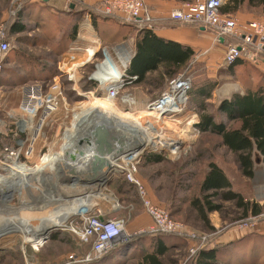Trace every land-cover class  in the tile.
I'll return each instance as SVG.
<instances>
[{
  "label": "rangeland",
  "instance_id": "rangeland-1",
  "mask_svg": "<svg viewBox=\"0 0 264 264\" xmlns=\"http://www.w3.org/2000/svg\"><path fill=\"white\" fill-rule=\"evenodd\" d=\"M46 12H48L47 9L37 5L33 7L28 0H0V31H3L4 38L10 45L0 71V118L4 120H10L6 112L13 104L21 101L24 94V82L28 85H37L40 92L46 91L52 80L42 83L40 80L35 79L38 78L37 73L41 71L40 68L46 69L43 70L45 72L56 70L58 62L65 60L64 57L68 58L67 49L64 48L67 40L66 30L77 18L75 16L67 17L66 14L52 15ZM56 13L63 12L56 10ZM237 16L240 18H259L264 16V9L246 7ZM17 21L25 24L26 30L19 34H11L10 25ZM60 35L63 36L62 40H60ZM105 40L104 38L101 42L104 46H106L104 44ZM126 47L127 44L122 46L121 49ZM107 50L114 56L108 47ZM63 53L64 55H62ZM79 56L80 52L74 56L75 61L73 63L83 60ZM73 63H71V66L74 65ZM251 65L235 66L232 70L229 69L230 65H222L215 71L197 67L193 64L185 65L181 72H185L191 77V91L188 93L186 111L175 119L165 118V121L171 127H174L176 131L179 130L180 138L184 139V144L179 145L184 146L182 152L178 158H171L164 150L146 148L141 155L137 178L144 186L151 201L163 206L171 217L180 221L188 230L193 232L210 235L215 230L207 228L196 211L187 202L188 199L199 194V184L209 161H215L223 168L229 180H231L233 189L239 191L244 198L257 202L264 194V169L262 166L257 165L258 162L255 160L254 176L252 178L243 176L237 167L233 153L221 145L217 136L195 130L194 124L197 120L193 121L194 116L197 119L199 107L196 104L200 102V99L192 97L193 88L209 84L213 86L211 99L207 100L206 106V110L212 112L221 97L230 96L232 92L243 93L248 88L255 89V84L259 80V73ZM90 69L91 66H87L85 72ZM27 72L32 75L23 81L19 75ZM159 75L161 74H158V72L152 73L150 84L123 86L119 92V97L115 99L107 98L105 92L98 90L93 95L82 97L83 101L80 102L75 101L74 91L71 89L72 84H69L65 77L58 76L57 80L60 81L64 95L67 97L66 102L59 103L58 109L51 113L44 122L42 129L35 132V134L38 133L36 136L32 133L26 135L27 141L24 147H27L34 138L33 148L35 151L27 158L21 156L19 161L32 168L40 164L42 157L61 152L67 133L76 129L72 125L73 119L81 113L84 104L88 101H101L114 114L120 115L122 132L126 134L135 133L137 136L142 135L139 127L142 126L143 121L153 120L156 117L149 114L146 106L150 102L149 100H154L164 89L157 90L153 88L157 85L155 83ZM166 83L165 80L163 87ZM122 94H125L128 99H134L135 97L138 100L144 97L149 102L141 104L143 107L140 111L133 113L131 107L135 106L136 103H128V100L122 101ZM56 131L58 133H55ZM105 131L107 140L113 146L120 144L122 147L121 141H125V144H127L124 148L139 145L137 143L132 144L130 138H127V140L124 138L123 140L114 131ZM82 132L77 131L76 135H80ZM165 132L173 138L178 137V133L170 129L165 128ZM87 133L90 139L92 137L91 133L89 131ZM81 139L89 141L87 137ZM92 139L95 138L92 137ZM44 141H47L48 149L42 148ZM68 149L73 150L71 147ZM73 151L70 153H73ZM149 153L161 155L162 160L156 163H147L146 155ZM64 159L67 158L60 159L56 167L52 169L46 167L42 173L33 174L28 182L21 183L19 181L14 185V188L11 187L10 197L0 198V264H62L68 262L72 257L82 254L85 247L78 244L74 239L75 237L65 230L58 229L62 232L60 241H45L39 246L38 250L34 251L31 245L32 242L24 240L23 234L18 229L22 227L28 230L30 239L34 240L33 237L36 234L34 231H38L42 225L51 222L52 218L63 217L64 215L71 217L79 208H84L81 207L80 200L87 197L92 205H97L101 210L108 211L109 216L124 218L128 231L134 232L146 226L139 224V217L145 211L140 204L135 189L128 182H125L120 174H112L110 181L107 183V181L105 182L107 179L103 178V172L99 173L97 170L95 174H89L88 176L76 170L75 175L78 179L69 180L70 177L65 176L64 171L69 172L75 167L70 164L71 159L66 161ZM105 168H102L103 171ZM85 180H89V182ZM115 203L118 204V208L113 210L112 207ZM221 204L222 207L220 211H217V217L222 220L220 225L222 227L240 224L239 222L248 217L242 218L241 210L233 202L225 201ZM209 218L211 219L212 216H209ZM5 220H8V222ZM4 222L13 225L9 227ZM15 226L18 227L17 230ZM37 227L39 228L37 229ZM136 235H142V233ZM152 238L149 235L143 236L137 239L136 242L139 243L136 244L143 250H150L153 243ZM168 239L170 248L162 261L165 264H190L188 248L193 242L175 237H168ZM124 252L126 254L112 253L107 255L105 257L106 263L104 261L102 264H112L120 260H125V264H137L140 255L143 253L142 249L138 250L136 248ZM259 264H264V255L260 257Z\"/></svg>",
  "mask_w": 264,
  "mask_h": 264
},
{
  "label": "built area",
  "instance_id": "built-area-1",
  "mask_svg": "<svg viewBox=\"0 0 264 264\" xmlns=\"http://www.w3.org/2000/svg\"><path fill=\"white\" fill-rule=\"evenodd\" d=\"M67 3L75 2L83 4L87 11L84 14V23L87 29H93L89 20L91 12L104 16H113L121 22L133 25L135 28L153 29L156 19L151 14L146 0H64ZM226 0H191L184 2L180 7L172 9L167 18L176 23L198 25L210 29L216 41H223L225 50L223 54V65H231L238 58H243L251 64L264 69V16L259 18L242 19L232 13H224L221 8ZM73 5V6H74ZM67 7V4L65 6ZM95 50L86 60L77 66L89 63L90 71L86 74L85 80L92 84L91 89L83 90L74 88L76 94L85 96L93 95L95 92L102 91L113 99L119 97V92L123 87L125 72L132 55V49L126 47L119 48L112 56L107 47L102 45L99 39H94ZM10 45L5 40L3 31H0V71L2 70L3 60ZM86 51V49H85ZM75 55L71 56L68 64H71ZM119 65H118V64ZM68 66V65H67ZM66 66V67H67ZM113 66L118 72V77L107 80L105 73ZM67 72V70H65ZM37 85H26L24 94L18 106L7 111L10 120L0 118V136L11 133L14 144L5 143L0 146V194H11L10 183L16 179V165L27 166L19 161L20 157L27 158L33 153V141L25 146L27 134H35L42 129L44 120L58 109L62 101H66L60 81L56 78L48 84L44 92L37 89ZM191 89V77L185 72H180L175 77L169 79L159 96L151 100L146 109H151L159 116L166 119H175L178 115L186 111L188 92ZM121 100L133 104L132 98L121 95ZM12 118V119H11ZM142 126L151 127L152 132L145 135L148 138L146 145L132 146L131 148L121 147L120 144L110 145V151L101 156L106 159L110 166V173L104 174L108 178L109 174H120L123 179L134 184L137 189L143 210L150 218V223L137 231H128L126 220L118 216H109L108 211L96 208H80L71 217L63 220L58 229L65 230L74 236L80 245H88V250L81 257H73L76 262H90L103 257L108 252L118 248L121 244L127 243L133 235L142 234H176L182 235L187 240L192 241L189 246V260L192 261L200 249L206 248L211 243L216 234L223 227L215 229L210 235L188 230L180 221L171 217L165 208L151 201L144 186L137 178L138 164L141 160L143 150L154 148L164 150L171 158H178L182 152V146L176 141H183V138L168 136L165 128L157 122V119L143 121ZM38 134V133H36ZM35 134V136H36ZM25 136V137H23ZM90 145L93 139H89ZM120 143V142H119ZM184 144V143H183ZM89 146V145H88ZM75 152V150L73 151ZM97 154V152H93ZM17 182V181H16ZM15 182V183H16ZM14 183V185H15ZM11 186V187H14ZM118 208L115 203L113 210ZM264 215L248 216L244 221L237 224L246 226L252 224ZM1 235V234H0ZM32 242L34 251L38 250L42 244ZM189 262V261H188ZM189 264V263H188Z\"/></svg>",
  "mask_w": 264,
  "mask_h": 264
},
{
  "label": "trees",
  "instance_id": "trees-1",
  "mask_svg": "<svg viewBox=\"0 0 264 264\" xmlns=\"http://www.w3.org/2000/svg\"><path fill=\"white\" fill-rule=\"evenodd\" d=\"M246 7L264 9V0H226L221 11L237 14ZM86 11L87 8L78 2H75L74 7L68 11L77 20L66 30L67 40L64 48L68 49L69 44L74 40L78 22L81 21L83 13ZM91 19L94 24L97 20H110L120 25L132 26L136 30L134 51L126 68L123 86L144 82L148 73L154 71L161 74L157 77L155 84L157 86L164 84L165 80L168 81L179 74L194 54L191 48L160 37L152 29H138L131 24L121 22L116 17L99 15L93 12H91ZM25 30L26 25L20 21L13 22L10 25L11 34H19ZM62 39L63 36H61L60 40ZM92 51V49L80 51L79 57L83 58V60L72 63L79 64L83 62ZM5 57L4 59H6ZM73 60L75 61V59ZM244 64L251 63L243 58H238L229 66V69L232 70L235 66H243ZM251 66L255 67L259 73V80L255 84V89L248 88L243 93H232L229 98H223L217 102L215 110L212 112L206 110L207 100L211 99L212 96L213 86L211 84L196 86L191 94L192 97H196L195 99H200V102L196 104L199 107L197 112L198 121L194 124V129L200 133L205 132L217 136L221 145L233 153L240 173L248 178L254 176L256 159L260 158L261 166L264 169V71L253 64ZM43 70L46 69L42 68V83L56 75V70L46 72ZM19 77L24 81L28 75H19ZM147 81L148 83L151 82V80ZM92 87L93 85L88 83H83L81 86L83 90H88ZM76 98L82 99L81 97ZM5 143L14 144V138L11 133L0 136V146ZM146 160L147 163H156L162 160V156L149 153L146 155ZM124 181L128 182L125 179ZM128 184L133 186L139 199L136 186L130 182ZM225 201L233 202L241 210L242 218L249 215H264V198L262 204L244 198L239 191L233 189L223 168L215 161H209L199 184V194L188 199V205L196 211L198 217L207 228L211 229L212 227L208 224V214L213 211H220L221 203ZM140 204L142 206L141 201ZM61 235L62 232L60 230L55 231L48 242L60 241ZM148 235L153 237V243L150 246V250H143V248H139L138 244H136L139 242L136 241ZM168 237L188 241L185 236L176 234L133 235L127 243L121 244L118 248L97 260L76 262L71 258L68 262L62 264H102L104 261L106 263L105 257L107 255L112 253L123 255L126 254L124 251L128 252L134 248L142 249L143 251L137 264H165L162 259L170 248ZM83 246H86L87 249L85 250H88V245ZM85 250L77 257H81ZM262 255H264V234L249 232L236 240L200 249L190 264H259V259ZM119 263L125 264V260L112 264Z\"/></svg>",
  "mask_w": 264,
  "mask_h": 264
},
{
  "label": "crops",
  "instance_id": "crops-1",
  "mask_svg": "<svg viewBox=\"0 0 264 264\" xmlns=\"http://www.w3.org/2000/svg\"><path fill=\"white\" fill-rule=\"evenodd\" d=\"M28 1H29V4H32L33 7L37 5L41 8L47 9L48 11L46 12L47 14H52V15L66 14L65 16L67 17H71L68 11L74 7V6L71 7L70 6L71 3H67L64 0H48V1L28 0ZM184 2L186 1H183V0H146L147 6L150 9L151 14L156 19L155 25L152 30L156 35L160 37L175 41L181 44L182 46H187L193 50L194 54L190 58V60L186 63V65L193 64L194 66H197V67L215 71L223 65V54L225 50V45L223 41L221 40L219 42L216 41L214 39L213 32L206 27L198 26V25L180 24L172 20H169L167 18L169 12L172 9L180 7ZM66 4L68 8L65 7ZM56 10H59L63 13H56ZM84 14L85 13H83L81 21L78 22V27L76 30L75 38L73 41H71L66 51V53L68 54V58L64 57L65 60H63L62 62L60 61L58 62V65L56 67V75L53 76L51 79H48V81H46V82H50L54 78L58 79V76L60 77L63 76L66 78L69 84H72L71 85L72 91H74L73 87L81 88L80 85H82L83 83H88L85 80V76L90 70L88 72H85V69L87 66H90V64L85 63L83 66H77V65L71 66V64H68L69 59L74 54L76 56V54L82 50H85V49L95 50L96 45H94L93 43L94 39L98 38L101 43L105 38L106 40L104 41V44L109 48L110 52L112 53H115L116 50H119V48H121L122 46L126 44H127V47H130L132 49V54L134 51V41H135V36H136V30L132 26L120 25L117 22L110 21V20L109 21L97 20L96 23L94 24L91 21L92 19L90 18L89 22L93 29L88 30L87 25L84 23V19H85ZM242 19H248V18H242ZM60 34L62 35V33ZM62 55H64V53ZM259 69L264 71V69L260 67ZM40 70L41 71L37 73L38 78H35V79H38V81L40 80L41 82H43L42 78H40L42 77V68H40ZM65 70H67V72H65ZM152 73H157V71L148 73L146 77V81L140 82V83H134V84H131L130 86L140 85L143 83L147 84L148 83L147 80H150V75ZM26 74L28 75V77L32 75L30 72H27ZM26 74H23V75H26ZM26 85L28 84L23 83V87ZM153 88L160 90V89H163L164 87H163V84H159L158 86L156 85ZM159 94L157 95V97L159 96ZM73 96L75 97V101H79V102L83 101V99L79 100L76 97H81V98L86 97L85 95H82V94L80 95L76 94L75 91H74ZM223 98H229V96H223L217 102H219ZM133 101L134 103H136V105L131 107V111L135 113V112H139L141 107H143V105L141 104H147L151 100L147 101V99L144 97L143 99L136 100V98L134 97ZM20 102L21 101H19L16 104H13V106H11L10 108L15 109ZM49 116L44 120V122L49 118ZM193 119H194L193 121L195 120L198 121V116H197V119H196V116H194ZM44 122L42 123V126L44 125ZM55 133H58V131H56ZM46 144H47V141H44L42 143V148H47L48 145ZM96 149H97L96 145L93 142L92 146L89 145L83 149L84 155L81 156L79 154H76V152L75 153L73 152L75 154V159L70 160L71 161L70 164L73 165L75 169L70 170L69 172L65 170L64 175L71 177L73 174V176H76L75 175L76 170L83 172L88 176L89 174H92V175L95 174V172L98 169L101 171L102 163H99L98 161L94 160L95 154H93V152L94 153L97 152ZM34 151L35 149L33 148V153ZM89 153L91 155H87ZM261 164L262 163L259 158V162L257 165H261ZM263 198H264V194L262 195V198L257 202L259 204H262ZM80 201H81L80 205H82L81 207H84L85 209L86 208L95 209L97 206V205H92L88 197ZM208 215L212 216L211 219L208 216V220H209L208 224L210 227H212L210 230L222 227L220 226L222 220L217 217L218 216L217 211H213L209 213ZM139 218H140L139 220L140 225H148L150 223V218L147 214H145V212L144 214L142 213V216H140ZM249 232H256V233L264 234V217L246 226H239L237 224L223 226V229H221L220 232L214 236V238L212 239L208 247H212L214 245H218L221 243H227V242L236 240L239 237ZM84 247L85 249H87L86 246ZM86 251L87 250H85V252Z\"/></svg>",
  "mask_w": 264,
  "mask_h": 264
},
{
  "label": "bare ground",
  "instance_id": "bare-ground-1",
  "mask_svg": "<svg viewBox=\"0 0 264 264\" xmlns=\"http://www.w3.org/2000/svg\"><path fill=\"white\" fill-rule=\"evenodd\" d=\"M117 77H118V72L114 69L113 66L109 67L107 69V73H105V78H107V80H110V79L117 78ZM107 98H109V97L107 96ZM147 110H148L149 114H152V115L156 116L153 119H155V120L157 119V122L163 127V129L164 128L170 129L171 131H173L175 133H178L177 135L179 137H181L179 135V132H178L179 130L176 131L174 127H171L170 124L165 121L166 120L165 118H162L161 116H159L158 113H155L151 109H147ZM119 116L120 115L114 114L112 112V110L108 106H106L103 102H101V101L93 100V101L86 102L84 104V106H83V109L81 110V113L76 115L75 119H73V121H72V125L76 129L75 130H70L68 133L66 132L67 133V138H66L65 144H64V146L62 148V151L60 150L61 152H59L58 154H50L47 157H42L40 164L35 165L32 168L28 167V166H23V165H16L18 172H16V174H17L16 175V179H14L13 181L11 180L10 188H11V186L14 185V183L16 181H17L16 183H19V181L21 183L28 182L29 178L33 174H37L38 175L39 173H42L45 170L46 167H49L50 169L56 167V164L58 163V161H60V159L66 158V154L67 153H70L74 149H76L75 143H76V141L78 139L85 138V137H87V139H89V136H88L87 132L89 131L92 134L93 132H95V127H101L103 132L105 130L107 132L108 131L109 132L110 131L111 132L114 131L119 137L123 138V140H124V138H126V140H127V138H130L132 140V144L133 143H137V144H140L141 146H143V145H146L147 142L150 143V141H148V138L146 137L147 135H145V134L147 132L148 133L152 132L151 127L145 128L144 126H140L139 130L141 131V134H142L140 136L135 135V133L134 134H132V133L131 134H126V133L121 131L122 127H120V118H119ZM77 131H79V132L83 131V132L80 133V135H76ZM85 133H86V135H85ZM117 139H119V138H117ZM145 141H147V142H145ZM121 144H122V147H126V145H127V144H125V141H121ZM69 147H71L73 150L68 149ZM87 155H91V154L89 153ZM64 160L66 161L67 159H64ZM103 162L104 163L107 162L106 159H103ZM98 171H99V173L102 172V170L100 171L99 169H98ZM8 196H9V194H7V195L4 194L3 196L0 195V198H6ZM50 218H51V216H50ZM67 218H68V215L67 216L64 215L63 217L62 216H58L56 218H52L53 220L51 222H49L48 224H44L40 228L37 227V229L39 228V230L38 231H34V233H36V234L33 237V239L35 240L37 238V236H39V234H41L42 232L47 231V229L50 228L53 225H59L60 223L63 222V220H65ZM5 221L8 222V220H5ZM7 222H4V223L6 224ZM10 225H11L10 223L6 224V226H9V227H10ZM12 225H11V227H12ZM16 228L18 229L17 226H15V229ZM43 229H45V231H43ZM18 230H19L20 233L23 234L24 240L30 241V242L31 241L35 242L34 240L30 239L31 237L29 236L28 230H25L22 227H21V229L19 228ZM0 231H1V229H0Z\"/></svg>",
  "mask_w": 264,
  "mask_h": 264
},
{
  "label": "water",
  "instance_id": "water-1",
  "mask_svg": "<svg viewBox=\"0 0 264 264\" xmlns=\"http://www.w3.org/2000/svg\"><path fill=\"white\" fill-rule=\"evenodd\" d=\"M43 1H48V0H43ZM73 5H74L73 3L70 4L71 7ZM91 136L93 138H95V139H93V141H94V144L96 145V148H97L96 149L97 154L94 155V160L98 161L99 163H102V168L106 167L104 171L101 168V170H102V172H104V174L110 173V166L103 162V158L101 156L105 151L106 152L110 151V145H109V142L106 140L105 133L103 132L101 127H95V132H93L91 134ZM176 142L180 143V144L184 143L183 141H176ZM75 145H76V149H74V150H75L76 154H79L82 156V155H84L83 149L86 148L88 145H90V141L78 139L76 141ZM63 146H64V144L62 145L61 150H62ZM55 154H57V153H55ZM66 158L73 160V159H75V154L74 153H67ZM256 161L259 162V159H256ZM104 174H102V175H104ZM110 177H111V174H109V176H108V178H106L107 180H105V182L107 181V183H108V181H110ZM74 179H78V178H76V176H73V174H72V176L69 178V180H74ZM85 181L89 182V180H85ZM57 230H58V226L53 225L50 228H48L47 231L39 234V236H37V238L34 241L37 244H42L45 241L49 240L52 233H54Z\"/></svg>",
  "mask_w": 264,
  "mask_h": 264
}]
</instances>
